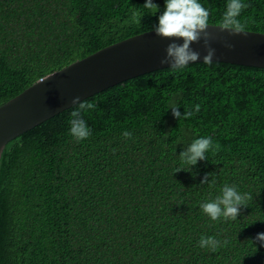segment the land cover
Listing matches in <instances>:
<instances>
[{"label": "trees", "instance_id": "1", "mask_svg": "<svg viewBox=\"0 0 264 264\" xmlns=\"http://www.w3.org/2000/svg\"><path fill=\"white\" fill-rule=\"evenodd\" d=\"M145 2L0 0V105L76 60L152 30L165 0H153L158 12ZM243 2L241 23L264 33V0ZM200 3L210 24L222 19L227 0ZM85 100L96 106L83 113L88 139L70 134L72 106L6 145L0 264H264V245L250 241L264 232L263 67L169 66ZM173 104L181 113L201 109L179 121ZM200 137L219 149L176 173L180 152ZM208 173L215 183L201 184ZM225 184L248 193V207L237 221H212L200 204ZM202 236L221 246L199 247Z\"/></svg>", "mask_w": 264, "mask_h": 264}, {"label": "water", "instance_id": "2", "mask_svg": "<svg viewBox=\"0 0 264 264\" xmlns=\"http://www.w3.org/2000/svg\"><path fill=\"white\" fill-rule=\"evenodd\" d=\"M209 31L216 37L214 61L264 68L263 32L229 35L215 27ZM224 40L234 47H224ZM171 42L152 30L135 34L50 73L0 105V161L9 141L74 106L73 98L85 100L127 79L169 67L160 61ZM192 47L201 53L198 62H202L203 41Z\"/></svg>", "mask_w": 264, "mask_h": 264}, {"label": "clouds", "instance_id": "3", "mask_svg": "<svg viewBox=\"0 0 264 264\" xmlns=\"http://www.w3.org/2000/svg\"><path fill=\"white\" fill-rule=\"evenodd\" d=\"M143 6L149 10L159 11V5L154 3L153 0H146ZM247 7L249 5L244 3L243 0H227L222 19L216 25H212L210 24L211 13L200 3V0H165V8L158 16V23L154 24L152 29L158 37L172 41L167 45L165 49L166 56L160 63L168 64L172 70L187 68L190 64L198 62L201 57V53L196 51L192 45L203 41L206 52L203 56V63L211 65L216 55V49L212 47V41L216 37L209 31V28H218L221 32H228L229 35H246V25L241 23L239 17ZM137 15L138 13H133L134 17ZM177 41H182V43ZM223 44L228 49L234 47L227 40H224ZM72 103L74 108L71 111L69 131L71 136L79 142L91 136V129L84 119L83 113L94 109L96 106L88 100H81L79 97L73 98ZM178 109L179 107L175 104L171 107L173 117L181 121L188 120L194 114L199 113L201 106L196 104L194 109L185 108L184 113H181ZM123 136L130 139L132 134L125 131ZM219 147V144L214 145L211 137L194 139L180 152L179 158L182 166L176 169V173L191 171L192 167L197 165L198 162L208 159L207 153L214 148L218 150ZM184 165L188 167L185 168ZM209 176H213V173L206 174L201 184H214L215 180L209 182ZM248 199H250L248 193L242 194L235 185L225 184L220 195L210 202L201 203L200 208L212 221H218L221 218L224 221H237L241 207H248ZM250 241L254 245L256 243L264 245V232L258 233L254 240ZM221 243L215 237L202 236L199 247L215 252L221 246ZM223 243L226 245L227 241L225 240Z\"/></svg>", "mask_w": 264, "mask_h": 264}]
</instances>
